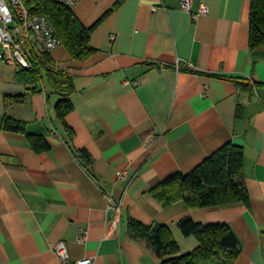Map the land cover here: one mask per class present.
I'll list each match as a JSON object with an SVG mask.
<instances>
[{"label":"crops","instance_id":"crops-1","mask_svg":"<svg viewBox=\"0 0 264 264\" xmlns=\"http://www.w3.org/2000/svg\"><path fill=\"white\" fill-rule=\"evenodd\" d=\"M202 4L208 13L193 19L181 0H79L72 10L93 28L96 52L86 60L63 44L48 52L73 77L66 125L56 110L63 94L41 91L46 76L35 89L0 59V264H62L60 240L69 264H161L129 237V220L169 225L182 253L197 245L178 226L185 217L229 224L241 246L235 264H264V46L249 44L251 0H193L192 11ZM5 115L50 148L6 131ZM231 141L244 148L247 203L164 207L152 196ZM105 195L120 209L109 211Z\"/></svg>","mask_w":264,"mask_h":264},{"label":"trees","instance_id":"trees-1","mask_svg":"<svg viewBox=\"0 0 264 264\" xmlns=\"http://www.w3.org/2000/svg\"><path fill=\"white\" fill-rule=\"evenodd\" d=\"M34 14L47 17L55 28L62 44L72 58L86 60L96 48L90 45L92 27H86L75 15L72 7L55 0H22ZM249 44L253 49L264 46V0H251ZM32 67L20 71L21 80L39 87L45 75L48 93H62L56 110L60 120L65 118L73 106L68 95L74 90L73 77L63 69H57L50 53L33 52L30 59ZM237 84H249L236 77L219 76ZM40 90V89H38ZM43 92V89H41ZM3 128L6 131L23 133L30 145L37 151L50 148L47 138L41 134L26 131V122L12 115H5ZM81 154L88 152L82 149ZM244 148L241 144L227 142L188 173L175 172L151 188L150 193L162 206H169L184 200L192 208L225 207L236 202H248L249 192L243 172ZM182 233L195 236L197 245L192 250L182 252L167 224L147 225L130 219L129 237L146 243L154 249L161 264H235L241 254V246L235 232L227 223H199L190 217L178 222ZM264 245V232L262 234Z\"/></svg>","mask_w":264,"mask_h":264},{"label":"built area","instance_id":"built-area-1","mask_svg":"<svg viewBox=\"0 0 264 264\" xmlns=\"http://www.w3.org/2000/svg\"><path fill=\"white\" fill-rule=\"evenodd\" d=\"M73 7L79 0H55ZM193 0H181L183 10L189 12L193 19H197L200 14L209 11L207 4H202L198 12L192 11ZM156 10V6H153ZM115 35L111 36L113 40ZM62 45L55 28L49 23L47 17L42 14L32 13L22 0H0V59L15 67L17 71L32 67L30 59L33 52H51L56 47ZM138 85L139 81H130ZM43 92L47 95L48 89L44 86ZM123 175V172L120 173ZM108 202V210L116 211L120 205L105 195ZM88 228H79L78 240L85 243L88 240ZM57 256L62 264H69V251L67 243L60 240L54 247Z\"/></svg>","mask_w":264,"mask_h":264},{"label":"rangeland","instance_id":"rangeland-1","mask_svg":"<svg viewBox=\"0 0 264 264\" xmlns=\"http://www.w3.org/2000/svg\"><path fill=\"white\" fill-rule=\"evenodd\" d=\"M182 232V231H181ZM183 234V233H182ZM184 235V234H183ZM185 237H190V236H186V235H184ZM176 238H177V240L179 239V237H177V235H176ZM180 243V242H179Z\"/></svg>","mask_w":264,"mask_h":264}]
</instances>
